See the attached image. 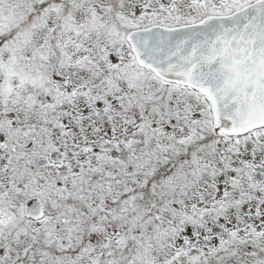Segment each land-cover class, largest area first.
Returning <instances> with one entry per match:
<instances>
[{
    "label": "snow or ice",
    "instance_id": "1",
    "mask_svg": "<svg viewBox=\"0 0 264 264\" xmlns=\"http://www.w3.org/2000/svg\"><path fill=\"white\" fill-rule=\"evenodd\" d=\"M0 264H264V0H0Z\"/></svg>",
    "mask_w": 264,
    "mask_h": 264
}]
</instances>
